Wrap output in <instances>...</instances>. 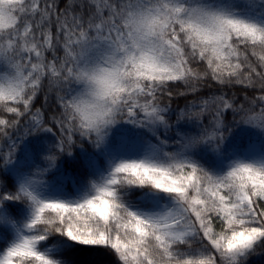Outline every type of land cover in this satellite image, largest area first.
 <instances>
[{"label":"snow or ice","instance_id":"obj_1","mask_svg":"<svg viewBox=\"0 0 264 264\" xmlns=\"http://www.w3.org/2000/svg\"><path fill=\"white\" fill-rule=\"evenodd\" d=\"M84 249L264 258V0H0V264Z\"/></svg>","mask_w":264,"mask_h":264},{"label":"trees","instance_id":"obj_2","mask_svg":"<svg viewBox=\"0 0 264 264\" xmlns=\"http://www.w3.org/2000/svg\"><path fill=\"white\" fill-rule=\"evenodd\" d=\"M43 103L42 97L41 100L37 103V107ZM184 101H180V106L182 107ZM176 105L174 104L173 107ZM69 258L76 261L77 264H110L111 257L104 255L99 250L84 249L79 252L71 253ZM252 264H264V258L259 256L252 258Z\"/></svg>","mask_w":264,"mask_h":264}]
</instances>
